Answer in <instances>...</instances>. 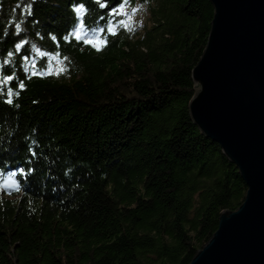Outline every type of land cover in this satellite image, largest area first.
<instances>
[{"label": "trees", "instance_id": "trees-1", "mask_svg": "<svg viewBox=\"0 0 264 264\" xmlns=\"http://www.w3.org/2000/svg\"><path fill=\"white\" fill-rule=\"evenodd\" d=\"M123 2L0 0V170L22 185L0 186V264H188L244 201L238 167L189 111L212 3L128 0L151 16L135 36L110 14ZM81 19L103 50L63 39ZM52 57L69 71L29 79Z\"/></svg>", "mask_w": 264, "mask_h": 264}, {"label": "water", "instance_id": "water-1", "mask_svg": "<svg viewBox=\"0 0 264 264\" xmlns=\"http://www.w3.org/2000/svg\"><path fill=\"white\" fill-rule=\"evenodd\" d=\"M206 46L192 69V121L218 142L248 189L188 264H264V0H210Z\"/></svg>", "mask_w": 264, "mask_h": 264}, {"label": "snow or ice", "instance_id": "snow-or-ice-1", "mask_svg": "<svg viewBox=\"0 0 264 264\" xmlns=\"http://www.w3.org/2000/svg\"><path fill=\"white\" fill-rule=\"evenodd\" d=\"M96 2L100 5V7L102 8H106L108 5L107 3H101V0H96ZM127 3H128V0H124L123 3H121L119 5L118 8L114 7L112 9V12L110 13L111 15L113 16H125V15H128L124 9L127 7ZM74 11L76 13H84L86 11L85 9V6L83 3H79L78 7H76L74 9ZM133 11H135V9H133ZM101 19H103V17H101ZM35 23H39L38 21H36ZM121 25L128 31H132L133 29L129 26L128 23H126L124 20H121L120 21ZM87 26L86 24L83 22V19H81V22L79 24V28L77 30H74L72 33L68 34V35H64L63 36V39L67 42H71V36H74L75 39L77 41H83L87 44H89L91 47L97 49V50H103L104 47L107 46V43L108 41L106 39H103V38H96L95 36H93V38H89V32L86 30ZM109 33L112 34V35H115L116 32L113 31V29L111 27H109L108 29ZM100 32L102 33L103 32V29H100ZM53 40H56V36L53 35L51 37ZM23 43H27V41H24ZM57 43H59L57 41ZM22 47V44H16V48L19 50L20 48ZM9 56L12 55V53H8ZM41 55H50V54H45V53H41ZM58 59H61L59 57H57ZM25 59L27 60V57H25ZM63 60L66 61V57L62 58ZM35 67V65L33 66ZM69 71V69L65 66H61L58 70L56 68H54L51 64H49L44 71H33L31 73V75L29 76V79L32 77V76H44V75H55V76H59L61 74H64V73H67ZM5 79L9 82H11L14 77L12 75H7L5 77ZM0 83H2V81H0ZM19 89L22 91L24 90V83L23 81H21L18 85ZM14 95L13 93V90L12 88H9L7 90V96L8 97H12ZM16 96L19 95V92H16L15 93ZM5 103H7L8 105H13L14 104V101L13 99L9 98V99H6L4 101ZM16 107H19V105H15ZM32 155L33 156H36V152H32ZM29 172H32L34 173L36 171L35 168H30L28 170ZM21 173L22 175H24L25 177L27 176L28 173L24 172V170H21ZM15 176V173H9L8 175V179L7 181H4L3 182V187H6L9 189V192L11 193L12 190H15V191H20L22 190V185H21V182L17 179H14L13 177Z\"/></svg>", "mask_w": 264, "mask_h": 264}, {"label": "rangeland", "instance_id": "rangeland-1", "mask_svg": "<svg viewBox=\"0 0 264 264\" xmlns=\"http://www.w3.org/2000/svg\"><path fill=\"white\" fill-rule=\"evenodd\" d=\"M135 9V11H133ZM124 11L128 14L121 16V20H124L129 26L133 29L132 32L135 36L141 35L145 32L147 27L151 24L150 11L147 5L137 4V5H127ZM41 56L42 51H37ZM33 65L37 66L38 60L33 58ZM51 65L57 70L63 65L66 67V64L61 59L57 57H52ZM62 75V74H61ZM60 76V75H59ZM8 176L6 173L0 170V186L3 187V182L7 181ZM5 188V187H3Z\"/></svg>", "mask_w": 264, "mask_h": 264}]
</instances>
